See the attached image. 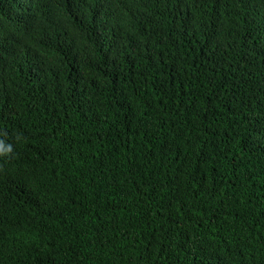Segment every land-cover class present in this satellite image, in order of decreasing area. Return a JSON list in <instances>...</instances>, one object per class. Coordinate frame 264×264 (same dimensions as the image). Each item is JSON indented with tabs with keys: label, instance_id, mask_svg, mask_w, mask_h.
Returning <instances> with one entry per match:
<instances>
[{
	"label": "trees",
	"instance_id": "16d2710c",
	"mask_svg": "<svg viewBox=\"0 0 264 264\" xmlns=\"http://www.w3.org/2000/svg\"><path fill=\"white\" fill-rule=\"evenodd\" d=\"M0 264H264V0H0Z\"/></svg>",
	"mask_w": 264,
	"mask_h": 264
}]
</instances>
